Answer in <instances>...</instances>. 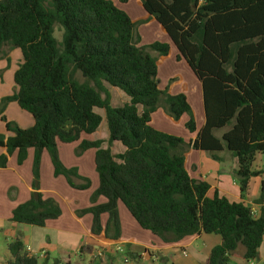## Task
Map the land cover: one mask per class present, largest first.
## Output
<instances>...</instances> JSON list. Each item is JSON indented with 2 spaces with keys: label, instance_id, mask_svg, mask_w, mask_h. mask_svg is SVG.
Here are the masks:
<instances>
[{
  "label": "trees",
  "instance_id": "obj_1",
  "mask_svg": "<svg viewBox=\"0 0 264 264\" xmlns=\"http://www.w3.org/2000/svg\"><path fill=\"white\" fill-rule=\"evenodd\" d=\"M138 1L167 34L177 59L199 80L202 126L196 129L185 93L171 95L158 87V62L169 54L170 44L155 40L140 45L135 20L112 0H0V52L17 48L21 55L13 72L14 91L0 99V118L9 132L0 133L5 149L0 167L13 151L21 162L32 148L33 178L38 180L41 153L47 150L55 175L87 188L89 181L75 184L77 174L58 157V143L78 141L79 151L94 149L98 185L91 200L105 198L88 208L93 234L101 231L102 212L109 215L104 235L110 223L118 232L116 207L121 202L142 229L165 242L198 233L219 235L205 264H228L239 246L243 259L255 260L264 236V168L252 169L256 156L264 153V0ZM75 71L85 81H78ZM105 84L122 90L128 101L112 106ZM8 101L27 112L33 124L20 127L8 121L2 113ZM160 102L174 120L189 115L185 127L196 131L192 140L186 143L151 125ZM94 108L104 111L106 147L102 139L81 138L101 123ZM222 129L217 136L215 131ZM113 142L124 150L113 153ZM187 146L215 159V152L231 153L240 200L217 189L207 195L210 184L190 177L186 169ZM253 176L261 177L255 212L243 201ZM60 213L54 199H43L38 192L37 199L31 196L12 209L10 221L44 226ZM7 249L9 264H38L19 236ZM52 264L63 263L56 259Z\"/></svg>",
  "mask_w": 264,
  "mask_h": 264
},
{
  "label": "crops",
  "instance_id": "obj_2",
  "mask_svg": "<svg viewBox=\"0 0 264 264\" xmlns=\"http://www.w3.org/2000/svg\"><path fill=\"white\" fill-rule=\"evenodd\" d=\"M112 1L117 7L124 10L130 16L131 19H134L132 9L129 8V3L133 0H127L126 2H124L126 4L123 6L121 5L122 3L116 2L115 0H112ZM137 10L139 11L141 16L145 15V12H141V10L138 7H137ZM145 37L146 36H144V38ZM155 40H159L162 42H168L170 44L169 54L161 61L170 58L172 55H175L177 51L175 50L176 48L173 47V45L169 41L167 34L163 32L162 30H160L158 24L157 26H155V29L153 30V35L150 34L149 39L146 41H144L143 38L140 39L139 44L147 45ZM5 49L7 48L4 47L2 52H0V57L6 53V51H4ZM151 52H154V51H151ZM13 53H16V52H13ZM9 55L11 57L12 53H10ZM151 55L155 57L157 56L155 52L151 53ZM159 65L160 64H158V68H159ZM0 67H1L0 70H2L3 63H0ZM158 87H159V84H158ZM192 89H193L194 96H196L197 98L198 96L201 97V94L199 91V85L194 84ZM172 94L173 93H171V95ZM1 97L2 96L0 95V99ZM186 97L187 99H189L188 95H186ZM126 101H128V99L125 100L124 102ZM96 109L98 108H94V110L100 114L102 118L101 120V123H102L104 119V113L102 114L101 112H98V110ZM138 110L141 111L140 105L138 106ZM5 113L7 114V116H9L7 109ZM11 118L20 127H29L33 124L32 117L30 118L28 116L23 115L22 113L15 112L14 117H11ZM152 120L153 119L151 117V122ZM203 120H204V117H203ZM163 125L158 126L156 124H153V126L156 129H159L161 131L163 130L166 133L180 136L181 138H183V136L178 135V133L175 130L169 129V128L168 129L163 128ZM98 128L90 135L81 134V138H87L90 140L102 139L104 141L101 144V146L106 147L107 131L102 136L100 135L98 137L96 135ZM3 130L4 128L2 129L0 125V132H2ZM195 135L196 134L192 135L188 141L192 140L195 137ZM72 144L77 146L78 141L72 142L71 144L68 143V145L70 146H73ZM62 145L64 144L58 143V151H59L60 146ZM70 146H66V147H70ZM76 146H73V149ZM114 146L115 147L117 146L120 149V151L116 153H120L124 150V147L122 146L123 148H121L118 142H113L110 146L112 152H114L112 150ZM2 150H5V149H2ZM65 152L70 154V148L65 149ZM202 153L204 152H200L196 157H193L192 161H194L196 158V163H193V166H194L193 174L189 172V170L187 169L186 165H187L188 154H186L185 166H186V169L190 177L195 178V179L205 180L210 184V188L207 192V195L209 197H211L213 195L214 190L217 189L220 194L225 195L230 200H234V201L240 200L239 189L235 186L234 181H232L230 177L227 176L224 170V167L222 166L223 161L225 159L231 158V156L226 153L224 154V152L219 153L217 156L218 163L211 164L207 166L204 170L203 162L205 161L207 156H205ZM32 154H33V149L28 148L26 151L27 159L25 161H28L31 158ZM14 155H15L14 152L10 155L7 161L8 163L6 167L12 171H17L22 181L26 185L24 186L23 190L20 187H17L14 197L15 198L18 197L20 201L25 202L28 200L27 198H28L29 192L39 191L42 195L43 193L42 188L39 187L38 190H33V187L31 186V184H29V178L25 177L22 173L23 171H21V168L15 165ZM206 155L208 154L206 153ZM82 157H85L84 159L86 158L88 159L89 165L92 161V158H93V163H94V149L84 150L82 152ZM257 157H260V156L257 155L255 159H257ZM41 158L45 162L47 161V157H46V154H44V150L41 153ZM198 158H199V161H198ZM77 160L79 161V159ZM24 163L25 164L23 166L25 167V170L26 169L28 170V164L26 165V162ZM235 163H236V160H235ZM63 164H64V161H63ZM255 167L259 169L262 168L260 165H257V164L255 165ZM235 168H236V164H235ZM84 174L87 175L91 179L93 178L92 186L97 187L98 179L97 178L95 179L94 175H90L88 171L84 172ZM40 177L42 178L41 168H40ZM260 180H261V177L259 176L251 177L249 179L248 189L246 193L247 197L244 196L243 198V201L249 206H251L254 212L257 210V207L256 205L253 204V200L259 195ZM57 182L59 186H61V188L64 187L65 184L63 180L58 179ZM0 186L4 187V190L6 187H8L6 183H2V182H0ZM229 192L232 193V197H230ZM104 201H105V198L101 196L97 198L98 203H103ZM7 204H8V208H10L9 215L7 216L5 221L0 220V226L5 224L7 226V229H10V226L12 225L13 222H10L8 219H9V216H11L10 212L13 209L14 204L12 203H7ZM119 204L123 205L121 202H117V206ZM117 211H120L123 215L121 224L118 220L119 230L117 232L113 223H110L108 225V228L106 229V235H104L103 233V228L105 226L104 224L105 217L102 214L99 216L101 231L97 234H93L91 232L92 222L89 216H87L83 220L84 221L83 229L79 225L77 226L61 225L60 220H54V219L47 220L44 226H29L30 228H28L27 233L25 232L23 233V237L27 236V242H28L27 244L24 245L26 252L29 255H33L37 257V263L40 259L42 264H52V262L56 259L59 260L63 264H117L115 263L114 258L118 252L124 253L122 256L123 258L122 264H156L157 261L159 260L163 262H167L168 264H204L210 249L214 245H217L220 243L219 235L205 234V233L188 235V236L181 238L178 241L165 242L160 237L152 234L151 232L147 230L142 229L130 214L129 215L132 217L134 222H132L129 219V217L125 214L123 210H119V208H117ZM62 219H66V221L68 220L69 222L75 221V218L73 220L71 216H65V218L63 217ZM126 228H127V231H126ZM118 247H121V250H118ZM242 253H243V248L239 246L233 252V254L229 256V260L233 259L232 261L235 264H264V236H263V239L258 249L259 257L257 259L247 261L242 258ZM184 258L186 260H184ZM0 264H9L8 258L6 260L0 259Z\"/></svg>",
  "mask_w": 264,
  "mask_h": 264
},
{
  "label": "rangeland",
  "instance_id": "obj_3",
  "mask_svg": "<svg viewBox=\"0 0 264 264\" xmlns=\"http://www.w3.org/2000/svg\"><path fill=\"white\" fill-rule=\"evenodd\" d=\"M115 1L122 3L119 0H115ZM125 4L126 3H122L121 5L123 6ZM137 7L141 10V12H145L138 0H133L129 3V8L132 9V13H133V17H134L133 20H135V22H136V29L135 30L138 33L139 38L140 39L143 38V40L146 41L149 39L150 34L153 35V30L155 29V26H157L158 23L154 18H152V17L148 18V15L146 12H145L144 16H141L139 11L137 10ZM153 26H154V28H153ZM54 35L57 37V39L60 40V32L57 31V29H55ZM144 36H146V37L144 38ZM139 43H140V41H139ZM173 47H174V45H173ZM4 51H6L5 55L0 57V63H3L2 70H0V95L2 96V98L5 96L12 95V93L14 91L13 71H14V68L17 67L18 63L21 60V55H20V52L17 48L8 49V51H7V49H5ZM13 52H16V53H13ZM10 53H12L11 57L9 55ZM151 53H154V52H151ZM176 54H177V51H176L175 55H172L170 58L163 60V61H161V60L164 58L159 60L158 64H160V65H159V68L157 69V80H159V82H158L159 88L161 90L166 91L169 94L173 93L172 95L180 93V92H183V93H185V95H188L189 99H187V100H188L190 107H191V111H192L191 115L193 116V118L195 120L196 129H199L204 122V120H203L204 109H203V97H202L201 85H200L199 80L190 71L187 63L183 59H177ZM2 72H3V74H2ZM73 76L80 82L85 81V79L80 75L79 72L75 71L73 73ZM194 84L199 85V91H200L201 97L198 96V98H197L196 96L193 95L192 87L194 86ZM105 86L108 90V93L110 96V104L112 106H120L124 103L125 100L128 99L127 95L122 90H120L119 88L112 87L108 84H105ZM160 100H162V98ZM6 109L8 111L9 116H7V114L5 113ZM96 110H98V112H101L102 114L104 113L103 109H101V108H98ZM15 112L22 113L23 115L31 118V116L27 112L21 110L18 107V105L15 101H8L5 105V109L2 113L6 116L8 121L15 122L11 118V117H14ZM151 115H152V119H153L151 122L152 126H153V124H156L158 126H160V125L162 126L163 124H165V125H163V128H167V129L169 128V129L175 130L178 133V135L183 136V139L186 143L189 142L188 140L190 139V137L192 135L196 134V131L190 132L185 127V122L189 118V115L187 113L182 114L178 120H174L167 114L165 107L163 105V102H160L159 106L152 112ZM0 125H1L2 129L4 128V130L0 133H9V132H6L4 121H2L1 118H0ZM223 130L224 129L216 130L215 134L217 136H219ZM106 131H107L106 122L103 119L102 123L100 124V126L98 128L96 135L98 137L100 135L102 136ZM63 144L64 145L60 146L59 151H58V157H59L60 161L62 162V164L64 161L65 165L64 164L63 165L68 169H73L75 171V173L77 174V177L73 178V182L75 184H81L82 182H84V178H86L89 181L87 188L80 189V188L73 187L66 181V179L62 175H55L53 172L52 161H51L50 155H49L47 150H44V154H46L47 161L45 162L40 157L39 166H38V176L40 177V168H41L42 178L38 177V180L37 179L35 180L33 178V154L28 161H25L27 159V157L25 155L23 160L21 162H19L18 156H17V151H13L15 154L14 155L15 156L14 157V163L16 166H19V168H21V171H23L22 172L23 175L25 177L29 178V184H31L32 187H33V185L37 184L38 187L42 188L43 193H42V195L40 193V195L43 199L52 198L58 204L61 213L54 220H60L61 225H72V226L79 225L83 229V223H84L83 220L87 216H89L91 218V222H92L93 213L91 211H89L88 208L91 205L98 204L97 199L95 202H92V200H91L92 199L91 196H92L94 190L96 189V186H94V187L92 186L93 185L92 184L93 178L91 179L87 175L84 174V172L88 171L90 173V175H94L95 179L97 178L96 172L94 169V165H93L94 164L93 158H92V161L89 165L88 159L87 158L84 159L85 157H82L83 151H79L76 145L72 144L73 146H76L73 149V146L68 145V143H63ZM69 144H71V143H69ZM118 144L121 148H123L119 142H118ZM66 146H70V147H66ZM67 148H70V154L65 152V149H67ZM2 149H4V148L0 147V152ZM29 149H31V148H29ZM112 150L114 151L113 153L120 151V149L117 146L116 147L114 146L112 148ZM223 150H221V151L224 152V154L226 153V154L230 155L231 158L225 159L223 161L222 166L224 167V170H225L227 176H229L230 179L232 181H234L235 186L239 189L237 178L233 173V170L235 169V164H236L235 160L228 150H226V149H223ZM221 151L215 152L214 154L216 156H218L219 153H222ZM3 152H4V150H2L0 155L3 154ZM200 152H204L202 154L207 156V158L203 162L204 163V166H203L204 170L207 166H209L211 164L218 163V160L213 158L211 153L204 151V150L192 149L191 147L187 146L185 148V152H184L185 154H188L186 166H187V169L189 170V172H191L192 174L194 173L193 163H196V158L194 161H192L193 157H196ZM206 153L208 155H206ZM11 154H9V156L7 157L6 165L3 167H0V182L6 183L8 186L5 188V190H4V187L0 186V220H4V221L7 218V216L9 215V211H10L9 210L10 208H8L7 203H12V204H14V207H16L18 204H21L24 202V201H20L18 199V197L17 198L14 197L15 192L17 190V187H20L23 190L24 186H26L25 183L22 181V179H21V177L17 171H12L6 167L7 163H8L7 161H8ZM258 156H260V157H257V159H255L254 162L252 163V169H259V168L255 167L256 164L260 165L262 168H264V153H260V154H258ZM77 159H79V161ZM231 160L233 163L231 162ZM198 161H199V158H198ZM24 162H26V165L28 164V170L27 169L25 170V167L23 166L25 164ZM262 168H260V169H262ZM253 177H256V176H253ZM58 179L63 180V182L65 184L64 187L61 188V186H59V184L57 182ZM33 193H34L33 191L29 192L27 199H29L31 196H34ZM229 195H230V197H232V193H230ZM117 208H119V210H123L125 212V214L129 217V219L132 222H134L132 217L129 215L127 210L124 208V206L119 204L116 207V214H117V218H118L120 224H121L123 215L120 211H117ZM11 212H12V210H11ZM11 212H10V215H11ZM101 214L104 215V217H105V223L104 224H106L108 222L109 215H108V213H105V212L100 213V215ZM65 216H71L73 218V220L75 218L76 222L75 221L69 222L68 220L66 221V219H62L63 217L65 218ZM10 217L11 216H9V219H8L9 221H10ZM29 226H31V225H24V224H17V223H12V225L10 226V229H7V226L5 224L0 226L1 227L0 228V259L1 260H6L8 258V261H9L10 253H9V250L7 249V243L12 242L16 236H19L21 238V241L23 240V242H24V243L22 242L23 245L28 243L27 242V236L23 237V233L24 232L27 233L28 228H30ZM21 229H22V231H21ZM126 231H127V228H126ZM24 250L26 251V249H24ZM123 254L124 253H122V252H118L116 254V256L114 258L115 263H117V264L123 263V258H122ZM184 260H186V259L184 258ZM232 260L233 259L229 260L228 264H235ZM205 262H206V260H205ZM38 264H42L40 259L38 261ZM156 264H168V263L159 260V261H157Z\"/></svg>",
  "mask_w": 264,
  "mask_h": 264
},
{
  "label": "water",
  "instance_id": "obj_4",
  "mask_svg": "<svg viewBox=\"0 0 264 264\" xmlns=\"http://www.w3.org/2000/svg\"><path fill=\"white\" fill-rule=\"evenodd\" d=\"M34 198L37 199L38 198V192L37 191H34Z\"/></svg>",
  "mask_w": 264,
  "mask_h": 264
},
{
  "label": "built area",
  "instance_id": "obj_5",
  "mask_svg": "<svg viewBox=\"0 0 264 264\" xmlns=\"http://www.w3.org/2000/svg\"><path fill=\"white\" fill-rule=\"evenodd\" d=\"M118 250H121V247H118Z\"/></svg>",
  "mask_w": 264,
  "mask_h": 264
}]
</instances>
